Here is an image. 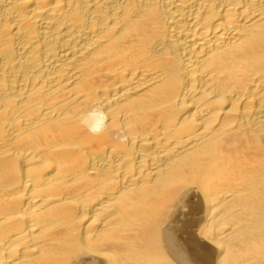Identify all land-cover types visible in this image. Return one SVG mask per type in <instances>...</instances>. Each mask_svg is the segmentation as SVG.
Segmentation results:
<instances>
[{
  "label": "bare ground",
  "instance_id": "bare-ground-1",
  "mask_svg": "<svg viewBox=\"0 0 264 264\" xmlns=\"http://www.w3.org/2000/svg\"><path fill=\"white\" fill-rule=\"evenodd\" d=\"M0 264H264V0H0Z\"/></svg>",
  "mask_w": 264,
  "mask_h": 264
},
{
  "label": "clouds",
  "instance_id": "clouds-1",
  "mask_svg": "<svg viewBox=\"0 0 264 264\" xmlns=\"http://www.w3.org/2000/svg\"><path fill=\"white\" fill-rule=\"evenodd\" d=\"M80 124L93 136L103 134L109 126V116L102 106L95 105L80 117Z\"/></svg>",
  "mask_w": 264,
  "mask_h": 264
}]
</instances>
